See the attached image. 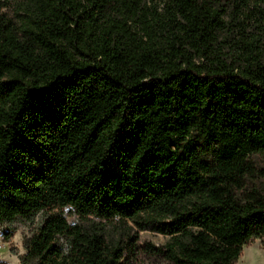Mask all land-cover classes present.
Returning a JSON list of instances; mask_svg holds the SVG:
<instances>
[{
	"label": "trees",
	"instance_id": "1",
	"mask_svg": "<svg viewBox=\"0 0 264 264\" xmlns=\"http://www.w3.org/2000/svg\"><path fill=\"white\" fill-rule=\"evenodd\" d=\"M250 5L0 0V225L44 214L22 264H123L149 226L167 264H236L264 237V27L219 45Z\"/></svg>",
	"mask_w": 264,
	"mask_h": 264
},
{
	"label": "rangeland",
	"instance_id": "2",
	"mask_svg": "<svg viewBox=\"0 0 264 264\" xmlns=\"http://www.w3.org/2000/svg\"><path fill=\"white\" fill-rule=\"evenodd\" d=\"M253 5L249 9L237 12L228 10L225 20L229 24H237L232 28V32L227 37H221L220 46L224 53L234 54V57L241 54L243 43L250 37H243L249 34L259 33L258 26L264 27L261 16L253 10ZM262 39L264 62V37ZM231 57V56H230ZM230 57L228 59H230ZM69 224L76 223L78 218L73 215L69 208L57 210ZM44 214L38 213L32 219H16L11 223L0 225V263L2 264H22V257L26 255L24 247L25 241L32 235V232L41 222ZM137 241L135 249L126 253L123 264H167L159 249H162L168 237L155 232L151 226L144 230L135 229ZM25 264H31L26 263ZM236 264H264V237L255 238L242 247V253Z\"/></svg>",
	"mask_w": 264,
	"mask_h": 264
}]
</instances>
